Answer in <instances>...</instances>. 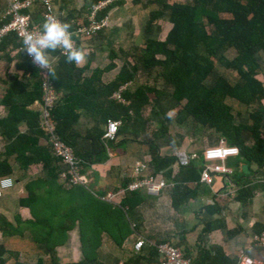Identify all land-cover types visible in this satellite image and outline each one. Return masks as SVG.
I'll use <instances>...</instances> for the list:
<instances>
[{
  "label": "trees",
  "instance_id": "trees-1",
  "mask_svg": "<svg viewBox=\"0 0 264 264\" xmlns=\"http://www.w3.org/2000/svg\"><path fill=\"white\" fill-rule=\"evenodd\" d=\"M84 1L81 11L86 13V17L82 21L87 25L92 7L103 0ZM124 2L125 0H118L108 3L96 13V19L98 21L104 19L113 7L121 6ZM132 4L133 6L141 4V0H132ZM150 4H155L158 9L149 12L143 31V46L108 52L110 64L104 70L95 71L97 75L115 68L113 60L117 58L121 57L123 63L116 79L106 85L102 84L99 92L94 89L96 74L93 79L85 81L87 87H90V94L87 95L80 87L77 88L79 78L74 74L76 70L74 62H68L66 54H61L58 49L47 50L48 54L58 59L57 65L53 63L49 73V79L58 96L51 113L53 133L70 146L74 155L79 158L80 172L85 174L91 165L107 160V147L115 145L114 142L102 138L107 120L121 122L117 138L131 136L132 139L148 142L151 156L149 167L153 170V175L163 174L166 179H171L173 173L171 167L178 160L173 156H161L157 141L166 137L171 123L176 121L181 124L188 119H193L198 132L210 129L224 141L226 146H235L238 149V155L235 157L237 164L253 162L258 167L264 166V106L261 103L264 99V82L258 79L262 71L258 55H264V0H148L142 5ZM24 12L30 11L24 10ZM31 15L32 23L34 22L38 27L45 21L42 9L31 11ZM166 16L169 18L171 29L162 40L158 38L162 28L159 22ZM10 18V15H5V18L0 20V28ZM11 49L16 53L15 68L23 72L24 79L14 77L7 84L0 100V105L7 111L6 115L0 118V137L4 143L0 152V179L11 178L9 175L12 173L10 161L12 157L13 161L25 171H28L32 165H40L49 180L44 183L50 185V181H55L62 175L64 167L59 157L53 154L49 135L42 127L40 110L30 109L33 103H40L42 75L28 59L22 49L21 40L12 33L6 35L0 42V58L12 60L8 58ZM227 53H230L231 57ZM217 65L235 72L236 82L231 84L225 77L216 75ZM155 69L162 70L160 75L162 88L158 89L147 83H137L138 75L148 77ZM130 82L136 83L134 90H120V87ZM117 90H120L121 98L129 102L128 105L110 99ZM168 95L174 101L173 108L181 107L174 117L169 116L168 110L162 108L161 100ZM227 97L247 108L255 107L248 112L249 123L238 121V113L232 112L224 103ZM89 102L92 104L89 105ZM152 102L156 106L152 109L151 116L146 117L145 111ZM77 108H85L89 112L99 110L98 117L104 123V129L95 128L85 137L89 139V148L84 154H78L74 150L73 143L68 140L72 126L78 118ZM21 122L26 126V131L23 133L18 128ZM151 122H158L159 129L153 132V139H148L147 132ZM40 139L44 140V145L39 144ZM203 168L204 166L198 167L195 164L182 165L178 177L173 179L176 182L174 195L182 190L183 183H199ZM239 175L238 178L232 175L233 179L240 181L241 177L246 176L243 173ZM80 188L83 192L73 198L81 206H77L72 218L79 222L80 230L86 226L91 231L104 228L113 236L117 244H121L123 235L118 237L114 232L124 233V224L120 223H124L126 216L131 218L134 210L143 202L144 189L126 193L119 207L112 209L103 207L102 204L105 202L100 195H92L83 186ZM26 189L28 195L19 201L20 205L37 200V195L30 190V183L26 185ZM249 195L250 189H239L237 200L244 203ZM99 217H102V221L98 220ZM110 220L113 222L112 226ZM105 221H108L106 225ZM71 227L60 223L58 230L61 232ZM209 228V230L213 229ZM13 230H16L15 227L0 216L2 234L10 235L14 233ZM81 238L82 248L87 257L66 264H101L93 251L91 256L87 255L86 250L90 248L91 242ZM52 240L49 234L43 243L47 251L53 254L54 246L59 242ZM94 247L95 245L92 248ZM143 248L139 254L125 263L139 264L146 258L148 259L145 263L155 262L141 254L144 252ZM7 252L15 257L14 264H28L18 260L16 253L7 251L2 245H0V264H5ZM237 260L225 256L218 248L214 253L203 250L194 264H235ZM35 264L58 263L54 259L49 262L38 259Z\"/></svg>",
  "mask_w": 264,
  "mask_h": 264
},
{
  "label": "crops",
  "instance_id": "crops-1",
  "mask_svg": "<svg viewBox=\"0 0 264 264\" xmlns=\"http://www.w3.org/2000/svg\"><path fill=\"white\" fill-rule=\"evenodd\" d=\"M84 4V0H55L53 9L63 21L69 20L68 24H76L83 22L82 20L86 17V13L81 11ZM8 5V0H0V20L5 18ZM136 7L138 8L135 10ZM38 9H42L40 2L34 0L28 12L30 17L31 11L36 12ZM157 9L155 4L133 6L132 0H125L123 5L113 7L105 16L107 25L100 33L90 37L80 36L77 39L76 48L84 50L86 56L82 64L74 63L76 67L74 74L79 78L77 88L80 87L83 93L89 95L90 87H87L85 81L93 79L95 71L104 70L110 64L108 57L110 50H127L125 49L126 39L132 40L135 27H138L139 23L145 25L149 12ZM140 12H143L142 15ZM43 23L39 25L40 28H43ZM34 25L38 26L35 23ZM170 29L171 27L168 31ZM141 36L144 38L143 34ZM15 55V50L11 49L8 58L12 60L0 58V100L6 91L7 84L14 77L24 79L23 72L15 68ZM49 59L57 65L58 59L55 56L49 54ZM113 63L115 68L95 75L97 81L94 89L96 91H101L102 84L106 85L116 79L123 59L117 58L113 60ZM138 78H140L139 75ZM258 79L264 82V77L261 78L258 75ZM135 84L130 82L120 89L132 91ZM156 87L162 88L157 85ZM117 92L118 90L111 95L110 99L119 103L115 99ZM226 100L235 110V114L242 112L243 108L239 102L228 97ZM128 103L122 104L128 105ZM91 104L92 102H89V105ZM262 104L264 106V99ZM30 109L39 111L40 104L35 102ZM173 109L177 110L174 115L176 116L181 107ZM6 112V108L0 105V118L4 117ZM77 114L78 118L72 126V133L68 140L73 143L74 150L78 154H84L89 148V139L85 137L95 128L104 129V123L98 117L99 110L89 112L85 108H77ZM189 120L193 121L188 119L180 125ZM18 128L22 133L26 131L23 122L18 124ZM204 133H206L205 130L201 132L194 130L191 137L187 136L182 140L174 141L175 143L167 142V135L164 139L157 141L161 156H173L178 161L171 167L173 171L171 179H166L163 174L155 175L166 182L165 189L158 194H151L144 189L143 202L134 210L131 218L126 216L124 223H120L124 224V233L119 234L113 231L115 236L123 235L121 244H117L113 236L104 228L91 231L86 226L80 230L79 222L72 218L77 206L81 205L73 197L83 192L80 188L83 186L92 195L102 197L101 199L105 202L102 204L103 207L112 209L119 207L120 201L128 193L122 191L127 184L138 178V175L139 177L153 175V170L149 167L151 156L148 142L132 139L131 136H124V138L118 136L115 145L107 147V160L91 165L85 174L80 172L87 183L72 187L66 184L61 175L47 185L49 183H44L49 181L47 173L41 169L40 165H32L28 171H25L10 157L12 173L9 176L13 179V185L4 191L0 198V216L4 217L16 230L6 236L0 231V245L7 251L16 253L18 260L28 264H35L38 259L43 262L54 259L58 264L83 260L87 256L82 248L81 237L91 242L90 248L86 250L87 255L91 256L93 251L101 264L126 262L139 254L140 251L135 249V245L140 239L145 241L144 252L141 254L155 262L158 260L155 245L172 242L184 251L192 264L197 261L203 250L214 253L218 248L230 258L238 259L241 253H245L260 258L264 264V248L256 246L253 242L256 235L264 233V166L258 167L253 162L237 164L235 157H229L223 165L230 170V173L214 174L210 184L202 182L201 177L199 183H183L182 190L174 195L176 182L173 179L178 177L182 162H186V166L195 164L203 167L206 163L203 158L205 151L219 146L221 142L224 144L220 138H218L220 142L216 140L210 143L205 142L201 137ZM148 139L151 138L148 136ZM44 143L43 139L39 140L40 145ZM3 144L0 137V152ZM138 163L144 165V169L136 175L135 167ZM244 166L245 170H243ZM239 173L246 175L241 177L240 181L235 180L237 176H240ZM232 175H236L234 179ZM28 183H30V190L37 195V200L20 205L19 201L28 195L26 189ZM239 189H250V195L244 203L237 200ZM108 194L113 195V202L105 201ZM80 210L82 211V207ZM98 220L102 221V217ZM103 220L106 219L103 218ZM105 222L106 225L108 221ZM60 223L72 227L60 232L58 230ZM112 225L113 222L110 220V226ZM209 227L213 229L209 230ZM49 234L52 236V241L59 242L54 246L53 254L47 251L43 243ZM94 245L95 247L92 248ZM6 255L5 264H14L15 257L8 252ZM146 259L142 261L146 262Z\"/></svg>",
  "mask_w": 264,
  "mask_h": 264
},
{
  "label": "built area",
  "instance_id": "built-area-1",
  "mask_svg": "<svg viewBox=\"0 0 264 264\" xmlns=\"http://www.w3.org/2000/svg\"><path fill=\"white\" fill-rule=\"evenodd\" d=\"M55 0H39L42 7V16L45 20L48 16H54L62 23H65L53 9V3ZM59 1V0H56ZM118 0H103L92 7V11L88 16V24L85 25L83 22L70 23L71 27L69 29L72 34V40L74 47H76L77 39L82 37H90L95 35L106 27L107 18L100 21L96 19V13L103 9L108 3ZM8 8L6 10V15H10L11 18L5 22V24L0 28V42L8 34H15L18 39L22 42V49L26 53V48L23 43V35L28 32H42L43 28L35 26L32 21L30 14L24 12V10H29L33 6L34 0H8ZM61 54H65L62 49H59ZM49 57V54L46 53ZM27 55V53H26ZM31 62V57L27 55ZM32 63V62H31ZM49 68H37L42 75L41 80V99H40V112L42 116V127L46 130L49 135V144L51 145L53 154L59 157L61 160V165L64 167V172L62 173V178L68 182L69 185H85L87 183L86 178L80 173V163L81 161L77 158L70 146L66 145L60 138L54 135V127L52 125L51 113L57 102L58 96L56 94L55 88L49 79V73L52 69L53 62L49 59ZM121 90V89H120ZM119 90V91H120ZM119 91L115 94V99L119 102L125 103L121 99ZM120 121L107 120L102 138L109 141H115L117 138L118 128L120 127ZM238 149L234 146H226L222 142L219 146L211 147L207 149L204 153V160L206 161L202 174L201 181L210 184L213 180L214 174H228L230 170L225 168L223 163L228 157L237 156ZM212 164H210V163ZM220 162V164L218 163ZM183 165H187L186 162H182ZM144 169V165L138 163L135 167L136 175L141 173ZM134 181L130 182L125 186L122 191L125 192H135L138 190L145 189L151 194H158L165 189L166 182L160 179L158 176L149 175L146 177L137 176ZM12 186V180L10 178L0 179V197L3 190L8 189ZM113 195L108 194L106 196V201L113 202ZM256 246L264 248V233L256 235L253 239ZM145 246V241L140 239L136 245L135 249L139 252ZM158 260L156 262L145 263L140 262L139 264H192L190 258L186 257L184 251L177 246V244L172 242H162L155 245ZM116 264H126L125 262H119ZM235 264H263L260 258L255 256L241 253L237 262Z\"/></svg>",
  "mask_w": 264,
  "mask_h": 264
},
{
  "label": "rangeland",
  "instance_id": "rangeland-1",
  "mask_svg": "<svg viewBox=\"0 0 264 264\" xmlns=\"http://www.w3.org/2000/svg\"><path fill=\"white\" fill-rule=\"evenodd\" d=\"M147 1L148 0H142L141 1V5L142 4H146ZM176 1H184V0H176ZM137 8L138 7L134 8V9L136 10ZM131 9H132V7H131ZM140 13L142 15L143 12H140ZM168 19H169L168 16H166L159 22V25L161 24L162 28H161V30L159 32V37L158 38H164L167 35L166 33H168V29L171 27L170 22H169ZM125 21L126 20L124 19V22ZM142 25L143 24L139 23L138 27H135V30H134L135 34H134V37H133L132 40L128 41V39H126L127 43H125V45H127V46H125V49L127 48L128 50H130L132 44H135V45H132V47L133 46H143L144 38H142L141 34H143L145 25H143V26ZM126 33L127 32H125V34ZM227 55L229 57H231L230 53H227ZM258 56H259L260 68L262 70V71H260L259 75L262 78V77H264V75H263L264 74V55L263 54H259ZM161 74H162V70L155 69L148 75V77L139 75L140 78L137 79V83L138 84L147 83V84L152 85V86H156L157 85L159 87H162V82H161V79H160V75ZM215 74L218 75V76L220 75V76L225 77L231 84H234L236 82V80H237V76H236L235 72L225 70L224 68L220 67V65H217V69H216ZM159 79H160V81H159ZM211 81H212V79H210V82ZM224 103L226 105H228L226 99H225ZM161 104H162V108L165 111L168 110V113H172L171 117H173L176 114L177 110L173 109L174 101L171 98V96L164 97L161 100ZM155 106H156V104L154 102H152V105L147 107V109L145 111V116L146 117H150L151 116L152 109ZM230 108L235 113V110L232 107H230ZM242 108H243L242 112H237L238 115H239L238 116V121H241L243 123H249L248 112H250V110L254 109L255 107L247 108L244 105H242ZM236 121H237V118H236ZM169 128H170V130H169V133L167 134L166 140H167V142L171 141L172 143H175L174 141H177V140H180V139L182 140L183 138H186L187 136L191 137L192 134L194 133V130H196L195 123H193L192 120L187 121L183 125H180L179 123L174 121L173 123H171L169 125ZM154 129L155 130L159 129L158 122H151L150 126L148 127V132L147 133H148V136L151 139H152V133L154 132ZM205 131H206V133H204V135H201V137H203V140H205V142L210 143L211 141H214V140H216L217 142H220L219 139H218L219 136L217 134H215L213 131H211V130H209V131L205 130Z\"/></svg>",
  "mask_w": 264,
  "mask_h": 264
},
{
  "label": "clouds",
  "instance_id": "clouds-1",
  "mask_svg": "<svg viewBox=\"0 0 264 264\" xmlns=\"http://www.w3.org/2000/svg\"><path fill=\"white\" fill-rule=\"evenodd\" d=\"M70 27V24L62 23L54 16H48L43 23L42 32H28L23 35L26 53L31 57V62L34 66L50 69L49 57L46 54L47 50L55 51L58 48L62 49L66 54L68 62H74L77 65L83 63L86 53L84 50L74 47L72 34L69 31ZM168 115L171 116L172 113H168ZM116 140L112 142L115 143ZM6 190H3V192Z\"/></svg>",
  "mask_w": 264,
  "mask_h": 264
},
{
  "label": "water",
  "instance_id": "water-1",
  "mask_svg": "<svg viewBox=\"0 0 264 264\" xmlns=\"http://www.w3.org/2000/svg\"><path fill=\"white\" fill-rule=\"evenodd\" d=\"M243 170H245V166L243 167Z\"/></svg>",
  "mask_w": 264,
  "mask_h": 264
}]
</instances>
